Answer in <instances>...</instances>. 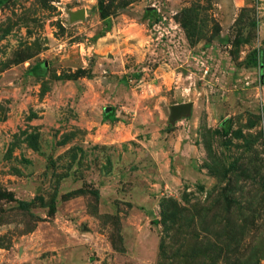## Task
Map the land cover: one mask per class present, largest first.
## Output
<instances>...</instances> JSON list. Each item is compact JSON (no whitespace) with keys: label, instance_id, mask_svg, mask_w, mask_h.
<instances>
[{"label":"rangeland","instance_id":"374dc122","mask_svg":"<svg viewBox=\"0 0 264 264\" xmlns=\"http://www.w3.org/2000/svg\"><path fill=\"white\" fill-rule=\"evenodd\" d=\"M239 3L0 0V264H264Z\"/></svg>","mask_w":264,"mask_h":264},{"label":"crops","instance_id":"0c3cea01","mask_svg":"<svg viewBox=\"0 0 264 264\" xmlns=\"http://www.w3.org/2000/svg\"><path fill=\"white\" fill-rule=\"evenodd\" d=\"M245 3L246 5L248 4L249 7L254 6L255 9L257 10L258 18H259L258 28L260 32V29L264 27V0H240L238 6H240V4L243 5Z\"/></svg>","mask_w":264,"mask_h":264},{"label":"water","instance_id":"95a60500","mask_svg":"<svg viewBox=\"0 0 264 264\" xmlns=\"http://www.w3.org/2000/svg\"><path fill=\"white\" fill-rule=\"evenodd\" d=\"M188 105L186 104V105H180V106H176V107H174L175 109L177 108V109H183V108H186Z\"/></svg>","mask_w":264,"mask_h":264}]
</instances>
